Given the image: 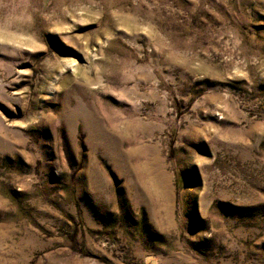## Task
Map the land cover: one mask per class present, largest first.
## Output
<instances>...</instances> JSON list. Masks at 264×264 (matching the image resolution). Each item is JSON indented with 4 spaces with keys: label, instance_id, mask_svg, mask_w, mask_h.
<instances>
[{
    "label": "rangeland",
    "instance_id": "rangeland-1",
    "mask_svg": "<svg viewBox=\"0 0 264 264\" xmlns=\"http://www.w3.org/2000/svg\"><path fill=\"white\" fill-rule=\"evenodd\" d=\"M0 264H264V0H0Z\"/></svg>",
    "mask_w": 264,
    "mask_h": 264
}]
</instances>
